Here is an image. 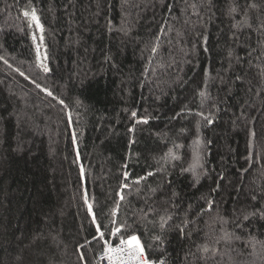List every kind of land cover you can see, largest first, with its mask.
I'll return each mask as SVG.
<instances>
[{"label": "trees", "instance_id": "16d2710c", "mask_svg": "<svg viewBox=\"0 0 264 264\" xmlns=\"http://www.w3.org/2000/svg\"><path fill=\"white\" fill-rule=\"evenodd\" d=\"M114 228L264 264V0H0V264H97Z\"/></svg>", "mask_w": 264, "mask_h": 264}, {"label": "built area", "instance_id": "2783aa9c", "mask_svg": "<svg viewBox=\"0 0 264 264\" xmlns=\"http://www.w3.org/2000/svg\"><path fill=\"white\" fill-rule=\"evenodd\" d=\"M117 229L118 228L113 229L109 238H103L102 247L95 256L97 264H143L145 259L150 261L147 258L144 248L141 254L136 242H130V238L135 236L143 247L141 238L137 233L121 236Z\"/></svg>", "mask_w": 264, "mask_h": 264}, {"label": "rangeland", "instance_id": "374dc122", "mask_svg": "<svg viewBox=\"0 0 264 264\" xmlns=\"http://www.w3.org/2000/svg\"><path fill=\"white\" fill-rule=\"evenodd\" d=\"M27 13L33 25L32 37H33L35 47H36L37 58H38V61L41 63V65L44 66L46 64L47 55H46V50H45V45H44L42 23L39 19L38 14L36 13L34 9L29 8L27 10ZM34 16H35V19L33 18Z\"/></svg>", "mask_w": 264, "mask_h": 264}, {"label": "snow or ice", "instance_id": "6c2138e0", "mask_svg": "<svg viewBox=\"0 0 264 264\" xmlns=\"http://www.w3.org/2000/svg\"><path fill=\"white\" fill-rule=\"evenodd\" d=\"M25 15H28V13L26 12L25 13ZM34 19H35V16L33 17ZM48 69L45 67V71H47ZM91 205H89V210H91ZM117 231H119V229H117ZM101 235H103L102 233H101ZM157 239H159L158 237H157ZM132 241H135L136 242V245H137V247L139 248V251H140V253L142 254L143 253V247L140 245V243H139V240H138V238L137 237H135V236H133V237H131L130 238V242H132ZM111 250V249H110ZM143 264H155V262H150V261H147L146 259L143 261ZM161 264H163V262H161Z\"/></svg>", "mask_w": 264, "mask_h": 264}]
</instances>
